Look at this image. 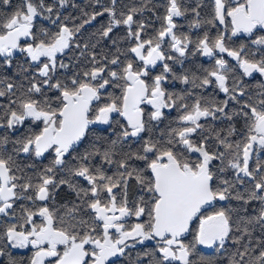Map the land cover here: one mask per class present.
Listing matches in <instances>:
<instances>
[{
  "label": "snow or ice",
  "instance_id": "1",
  "mask_svg": "<svg viewBox=\"0 0 264 264\" xmlns=\"http://www.w3.org/2000/svg\"><path fill=\"white\" fill-rule=\"evenodd\" d=\"M4 6L0 264H264V0Z\"/></svg>",
  "mask_w": 264,
  "mask_h": 264
},
{
  "label": "flooded vegetation",
  "instance_id": "2",
  "mask_svg": "<svg viewBox=\"0 0 264 264\" xmlns=\"http://www.w3.org/2000/svg\"><path fill=\"white\" fill-rule=\"evenodd\" d=\"M156 2H157V3H155V4H160V3H163V0H156ZM189 3H192V0H189ZM147 14H148V13H146V15H147ZM191 18H192L191 16H189V17L187 18V20L184 19V18H178V23L181 24V25H183V27L180 29V31H182V32H188V31H189V28H188V20H191ZM103 20H107V16H105V17L103 18ZM98 21H99V18H98ZM94 23H96V22H94ZM97 27H98V25H97ZM86 28H87V27H86ZM193 30H194V29H193ZM121 31H122V30H121ZM212 31H213V34H214L215 29H213ZM199 58L201 59V61L203 62V64L206 65V64L208 63L207 58H203V57H199ZM192 59H194V58L190 57V58L187 60L188 62L186 61L184 67H186V68L193 67V66H189V65H188L189 62H191ZM176 70H177V71L180 70V66H179V65L176 66ZM178 83H179V82H176V88H177V89H180L181 87H182V88L185 87L184 85H181V87H180ZM209 91H211V89H209ZM221 98H223L222 94H221ZM174 112H175V111H173V112L171 113V115H173ZM171 117H175V115H173V116H171ZM45 163H46V161H45ZM63 191H67V190L64 189ZM207 252H210V253H216L214 250H205V249H203V247L201 246L200 255H201L202 253L206 254Z\"/></svg>",
  "mask_w": 264,
  "mask_h": 264
},
{
  "label": "trees",
  "instance_id": "3",
  "mask_svg": "<svg viewBox=\"0 0 264 264\" xmlns=\"http://www.w3.org/2000/svg\"><path fill=\"white\" fill-rule=\"evenodd\" d=\"M79 2V0H78ZM133 2H138V0H124V3L128 4V3H133ZM16 3H18V0H13V5H15ZM153 3H157L156 0H153ZM0 11H3V12H11L12 11V7L10 6H4L2 9H0ZM147 15H151L150 13H148ZM97 25L99 26V23L96 22L94 23V25L92 27H87L85 29V33L88 34V33H91L95 30V27H97ZM181 29V28H180ZM194 32H198L200 30H193ZM194 59L191 60V62H189V66H194V65H199L201 63H203L201 61V59L199 58V56H196V57H192ZM188 62V61H187ZM179 84V83H178ZM179 86L181 87V84H179ZM182 88V87H181ZM176 112H174L173 115L176 116ZM171 115V116H173ZM171 118V117H170ZM161 127H163V125H161ZM256 235H259V233L257 232ZM201 255H216V253H210V252H207L206 254L202 253ZM226 257H227V253H225V255L223 257H220L221 259H224L225 260V264H227V260H226Z\"/></svg>",
  "mask_w": 264,
  "mask_h": 264
}]
</instances>
